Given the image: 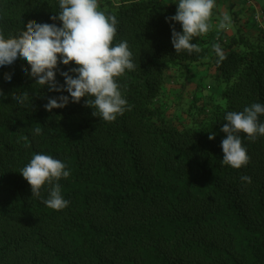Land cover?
I'll return each mask as SVG.
<instances>
[{
	"label": "trees",
	"instance_id": "obj_1",
	"mask_svg": "<svg viewBox=\"0 0 264 264\" xmlns=\"http://www.w3.org/2000/svg\"><path fill=\"white\" fill-rule=\"evenodd\" d=\"M96 6L0 0V264H264V26ZM192 65L209 101L170 120Z\"/></svg>",
	"mask_w": 264,
	"mask_h": 264
},
{
	"label": "rangeland",
	"instance_id": "obj_2",
	"mask_svg": "<svg viewBox=\"0 0 264 264\" xmlns=\"http://www.w3.org/2000/svg\"><path fill=\"white\" fill-rule=\"evenodd\" d=\"M94 2L99 4V6L94 8V11L98 12V15L95 17V19H92V16L90 15V17H88L89 21H96L104 14L105 10H107L106 8L115 5V0L110 1L112 5H106L105 0H94ZM245 27L247 28L248 25ZM258 28L260 29L262 27H258L256 25V28L248 29L252 32H257ZM47 45V52H50L51 49H53V44L49 42ZM213 52H215V50H213ZM176 73V71H172L171 74L178 76ZM182 76H178L174 81L168 79L169 85L164 87L162 91L163 97H161L155 104L158 106L160 105L161 108L165 110V116L168 119L180 122H183L187 116L185 110L189 107V104L193 102L192 96H196L198 98L196 101L197 104L204 101L208 103L209 98L207 95L209 92L202 90L201 86L208 83L209 85L213 86V81H208V78L206 77V71L202 65H192L190 67L189 75L184 77ZM211 95L213 98L214 94L211 93ZM197 113L198 112L195 111V114Z\"/></svg>",
	"mask_w": 264,
	"mask_h": 264
},
{
	"label": "crops",
	"instance_id": "obj_3",
	"mask_svg": "<svg viewBox=\"0 0 264 264\" xmlns=\"http://www.w3.org/2000/svg\"><path fill=\"white\" fill-rule=\"evenodd\" d=\"M169 1L179 2L184 0H169ZM192 1L193 2L200 1L201 4L204 5V8L209 18L205 25V31L203 32L204 38H207V36H209V32L211 30L217 32L218 27L223 24H225V31L229 33L230 32L229 22H231L232 19L231 18L232 11H235L236 14H238L241 18H243L242 21L245 20L247 21V24L245 25H249L252 22L255 25H257L252 19V15H251L252 8L247 7L239 0H192ZM254 6L259 8H264V0H254Z\"/></svg>",
	"mask_w": 264,
	"mask_h": 264
},
{
	"label": "built area",
	"instance_id": "obj_4",
	"mask_svg": "<svg viewBox=\"0 0 264 264\" xmlns=\"http://www.w3.org/2000/svg\"><path fill=\"white\" fill-rule=\"evenodd\" d=\"M242 2L244 5L247 7L252 8V19L258 26H263L264 25V8H259L254 6V0H239Z\"/></svg>",
	"mask_w": 264,
	"mask_h": 264
}]
</instances>
